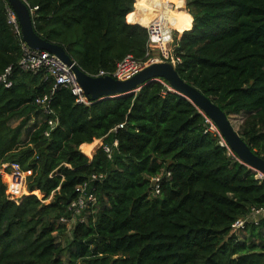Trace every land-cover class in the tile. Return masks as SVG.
<instances>
[{"label": "trees", "instance_id": "obj_1", "mask_svg": "<svg viewBox=\"0 0 264 264\" xmlns=\"http://www.w3.org/2000/svg\"><path fill=\"white\" fill-rule=\"evenodd\" d=\"M140 1L151 5L25 0L36 32L89 75L113 73L127 55L150 61ZM173 1L180 77L228 116L248 113L238 133L264 158V0ZM7 6L0 0V76L12 67L13 86L0 83V169L20 164L28 190L43 199L9 196L0 177V264H264V220L233 233L252 208H264V178L229 155L204 113L163 79L89 105L60 87L46 113L36 100L51 94L54 79L19 67ZM95 140L111 159L103 146L93 159L81 151H96ZM93 175H104L90 183L97 202L68 239L60 220Z\"/></svg>", "mask_w": 264, "mask_h": 264}, {"label": "built area", "instance_id": "obj_2", "mask_svg": "<svg viewBox=\"0 0 264 264\" xmlns=\"http://www.w3.org/2000/svg\"><path fill=\"white\" fill-rule=\"evenodd\" d=\"M167 7L168 13H172L175 9L174 3L171 0H165V2L162 3L160 15L155 20H153L148 27H146L149 33L147 56L152 57L154 53H158L160 56V61L170 62L176 66L177 63L180 62V59L175 58L174 53H172V51L169 49L171 43L174 42L173 30L171 29L172 26L170 25V22L167 20V18L163 17V14L165 13ZM6 11L8 24L12 26L15 35L20 39L21 43L22 55L18 63L19 67L25 72H32L36 74L41 71H45L49 75V77L54 79L55 82L51 94L46 95L42 98H38L36 100L37 105L43 106L45 108V112L51 114V100L55 91L60 87L71 90L74 95L78 97L79 103L89 105L91 101L88 100L85 96L84 91L80 86L72 68L65 65L56 55L52 53L31 49L23 40L21 27L15 11L10 5L7 6ZM169 25L171 27H169ZM152 62L159 61L153 60L151 58L147 63H143L140 60L136 59L133 55H127L119 63L117 69L113 73H106L104 71H101L98 75L93 76H112L117 80L124 81L132 78ZM12 71L13 68L10 67L3 75L0 76V83L7 89L13 86V82L10 80ZM206 118L207 123L210 124V131L219 133L222 140L221 145L227 147L230 156H234V152L227 145L218 128L210 118H208L207 116ZM49 124L53 128L58 125V123L54 121H50ZM124 127L125 124H121L117 129H123ZM49 135L50 132H47L46 136L49 137ZM114 146H118L117 141L114 142ZM103 148L108 154V157L111 159L112 149L109 146H103ZM0 177L3 178L4 182L7 185V192L9 196L22 198L24 196L35 194L31 193L27 187L28 172L24 171L21 165L18 163H13L9 165V167H2L0 169ZM103 179L104 175H93L91 180L85 182L79 187L78 197L68 206V212L71 214V217L61 218V223L69 225L70 223L76 224L78 221H84L87 211L95 206L97 202L94 188H90V183ZM261 179L263 178L261 177ZM154 181L156 182L155 195L157 196L158 194H160V177L155 178ZM262 220H264V208H252L250 216L237 222L234 226V229L244 228L247 222L259 225Z\"/></svg>", "mask_w": 264, "mask_h": 264}, {"label": "water", "instance_id": "obj_3", "mask_svg": "<svg viewBox=\"0 0 264 264\" xmlns=\"http://www.w3.org/2000/svg\"><path fill=\"white\" fill-rule=\"evenodd\" d=\"M7 2L17 15L24 42L33 50L47 51L56 55L65 65L71 67L88 100L101 101L135 94L151 82L163 79L169 83L172 92L189 100L211 119L244 166L264 178V158L252 151L243 140L233 126L231 116L200 90L182 79L174 64L166 61L152 62L132 78L124 81L112 76L94 77L85 73L62 46L46 41L36 32L31 10L25 0H7Z\"/></svg>", "mask_w": 264, "mask_h": 264}, {"label": "bare ground", "instance_id": "obj_4", "mask_svg": "<svg viewBox=\"0 0 264 264\" xmlns=\"http://www.w3.org/2000/svg\"><path fill=\"white\" fill-rule=\"evenodd\" d=\"M171 1L173 2V0ZM145 2L151 3V6L148 9H144L139 4V14L141 21L146 25V27H148L150 23L160 15L162 3H164L165 0H145ZM139 3H141V1ZM163 17L167 18V20L170 22V25L173 27V29H175L176 21L178 20V12L173 11L172 13H168L167 7Z\"/></svg>", "mask_w": 264, "mask_h": 264}, {"label": "rangeland", "instance_id": "obj_5", "mask_svg": "<svg viewBox=\"0 0 264 264\" xmlns=\"http://www.w3.org/2000/svg\"><path fill=\"white\" fill-rule=\"evenodd\" d=\"M173 3H174V1H173ZM174 6H175V3H174ZM175 9H174V11H176L177 9H176V7H174ZM178 17H179V15H178ZM178 23V20L176 21V24ZM169 27H171L170 25H169ZM171 29L173 30V36H174V34H175V29H173V27H171ZM169 49L172 51V53H173V51H174V46H173V42L171 43V45L169 46ZM152 59L153 60H157V61H159V62H163V61H160V56H159V54L158 53H154L153 54V56H152ZM165 62V61H164ZM247 116H248V113H242V114H240V115H232L231 116V121H232V124H233V126L235 127V129L237 130V131H239L240 130V127H241V125H242V123H243V121L247 118ZM89 147H91V146H89ZM83 151V150H82ZM96 152V151H95ZM83 153L85 154V152L83 151ZM86 155V154H85ZM94 155H95V153L93 154V157H94ZM89 157V156H88ZM93 157H89L90 159H92ZM256 173V172H255ZM29 174V173H28ZM262 176L259 174V173H257V178H261ZM8 181V180H7ZM35 194L34 195H36L37 194V196L40 198V199H43V195L41 194V193H39L38 191H36V192H34ZM21 199V198H20ZM51 199H49V200H47V201H45L46 203H49V201H50ZM75 226V223H70L69 225H68V229H69V232L67 233V237H68V239H70L71 237H72V229H73V227ZM233 233H239V229H237V228H235L234 230H233Z\"/></svg>", "mask_w": 264, "mask_h": 264}, {"label": "crops", "instance_id": "obj_6", "mask_svg": "<svg viewBox=\"0 0 264 264\" xmlns=\"http://www.w3.org/2000/svg\"><path fill=\"white\" fill-rule=\"evenodd\" d=\"M142 2V1H141ZM140 4V3H139ZM151 6V5H150ZM149 6V7H150ZM149 7H147L146 9H148ZM96 142H99V145L97 146V148H96V152H97V150L99 149V148H101L102 146H103V140H95ZM93 144V143H92ZM84 145H86V146H88L87 147V153L88 154H86L87 156H89V157H93V154H94V152H95V148H94V145H91V144H84ZM89 146H91V147H89ZM81 151H82V147H81ZM83 152V151H82ZM95 152V153H96ZM93 159V158H92Z\"/></svg>", "mask_w": 264, "mask_h": 264}]
</instances>
